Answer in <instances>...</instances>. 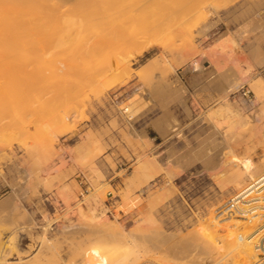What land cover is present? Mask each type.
<instances>
[{
    "label": "rangeland",
    "instance_id": "obj_1",
    "mask_svg": "<svg viewBox=\"0 0 264 264\" xmlns=\"http://www.w3.org/2000/svg\"><path fill=\"white\" fill-rule=\"evenodd\" d=\"M108 1H22L41 4L44 19L21 6L4 14L8 32H26L4 29L0 48L36 52L59 70L30 109L0 106V264H112L125 241L147 264H160L159 253L185 264L160 251L161 237H187L264 172V0ZM56 35L67 36L62 51L51 46ZM231 80L239 86L226 91ZM260 221L238 223L250 234ZM100 222L108 228L97 231Z\"/></svg>",
    "mask_w": 264,
    "mask_h": 264
},
{
    "label": "bare ground",
    "instance_id": "obj_2",
    "mask_svg": "<svg viewBox=\"0 0 264 264\" xmlns=\"http://www.w3.org/2000/svg\"><path fill=\"white\" fill-rule=\"evenodd\" d=\"M5 0H3L2 2H4ZM20 0H14V1H12V0H7V2L5 1L4 3H0L1 5H2V7L0 8V29L3 31H1L0 30V34H3V33H14V30H16L15 32H17V35L19 36L20 34H21V32H26V31H21L20 32V30L21 29H23V27L21 28H14V27H11V26H8L7 28L9 29V32L4 28L6 25H7V19L8 18H10L11 16H7L8 18L6 19V21H5V16L6 15H4L5 14V12H6V10L8 9V8H13V9H15V8H18V9H20L21 10V7H22V10L21 11H25V10H28L29 9V11H26V13L23 11V13H25L26 15L27 14H30V17L32 16L31 14H34V15H37L36 17H37V20H39V18H38V15H39V17H44V16H40L41 15V13H40V10L38 9V7L41 5H39V3H37V5H36V7L34 6V7H32L33 5H29V6H26L25 8H28V9H24V5L26 4H24V2L26 1V2H28L29 3V1H31L32 2V0H21L20 2H22V1H24V2H22V3H20L19 2ZM42 1H44V0H42ZM64 1V0H63ZM95 1H97V0H95ZM99 1V0H98ZM114 5L115 4H118V5H116V6H118V9H119V6H121V5H123L124 6V3H126V0H125V2H122V1H124V0H120V4L118 3L119 1L118 0H110ZM110 1H108L109 2V4H110ZM114 1V2H113ZM118 1V2H117ZM129 2H127V3H129L130 4V2H131V0H128ZM132 1H135V0H132ZM142 1H148V0H139L138 2H142ZM65 2H68V1H65ZM64 2V3H65ZM72 2H74V1H72ZM93 2H94V0H93ZM92 2V3H93ZM101 2H103V1H101ZM115 2H117V3H115ZM55 3H56V1H55ZM63 3V4H64ZM68 3H70V2H68ZM122 3V4H121ZM134 3V2H133ZM19 4H22V5H19ZM33 4H35V3H33ZM67 3H65V5H66ZM97 4L99 5L98 7H100L101 6V3L99 4V2H97ZM106 4V8L107 7H110V10H109V8L108 9H106L107 10V13H108V11L109 12H111L112 13V11H113V13H114V11L115 10H112V8L113 9H115L112 5L111 6H107L108 5V3H106V2H104V5ZM144 4H145V2H143V4H140V5H138V4H136V6L138 5V9L137 10H139L142 6H144ZM43 6H44V4H42ZM53 5V4H52ZM21 6V7H20ZM32 7V8H29V7ZM43 6H41V8H42V11L44 12V8H43ZM102 6H103V3H102ZM93 7V6H92ZM103 7H105V6H103ZM135 7V6H134ZM36 8V9H35ZM40 8V7H39ZM46 8V7H45ZM94 8V7H93ZM101 8V7H100ZM18 9H16V10H18ZM32 9V10H31ZM35 9V10H34ZM44 9V10H43ZM59 9V8H58ZM68 9V8H67ZM73 9V8H72ZM96 9V8H95ZM20 10H18V11H20ZM34 10V11H33ZM39 10V11H38ZM47 10H49V9H47ZM53 10V9H52ZM99 10V9H98ZM134 10V9H133ZM136 10V11H137ZM17 11V12H18ZM20 11V12H21ZM37 13H39V14H37ZM62 11V10H61ZM60 11V12H61ZM101 11L102 10H100L99 12H97L98 14L100 13L101 14ZM63 13H65L66 14V10H65V12L64 11H62ZM76 12V11H75ZM91 12V11H90ZM116 12V11H115ZM118 12V11H117ZM134 12V11H133ZM132 12V13H133ZM9 13V12H8ZM45 13V12H44ZM79 13V12H78ZM110 13V14H111ZM112 13V17H113V15H114V17H115V19H116V16H117V20L119 21V14H117L116 13V16H115V13L113 14ZM119 13V12H118ZM168 13L169 12H167L166 14H164V15H162L161 17L159 16H157V17H155L154 18V21H159L160 19H163L164 17H167V15H168ZM47 13H45L44 15H46ZM50 14V13H49ZM96 14V13H95ZM23 15V14H22ZM22 15H20V16H22ZM48 15V14H47ZM71 15H73V14H71ZM70 15V16H71ZM74 15H77V14H74ZM106 15V14H105ZM132 15V14H131ZM17 16V15H16ZM25 16V15H24ZM24 16L22 17V18H24ZM29 16V15H28ZM60 16H62V14L60 15ZM80 16H82L81 14H80ZM97 16V15H96ZM102 16V15H101ZM123 16V15H122ZM13 17H15V16H13ZM26 17V16H25ZM33 17V16H32ZM46 17V16H45ZM77 17H79V16H77ZM87 18L88 19H90L89 17H86V18H84V19H86L87 20ZM101 19H102V17H100ZM44 19V18H43ZM45 19H47V18H45ZM71 20H72V18H70ZM83 19V18H82ZM108 19H110V20H113L112 18H108ZM74 20V19H73ZM85 20V21H86ZM92 20H93V18H92ZM122 20V19H121ZM9 21V20H8ZM44 21V20H43ZM94 21H96V19L94 20ZM94 21H93V23H94ZM100 21V20H99ZM83 22V21H82ZM97 22H98V20H97ZM113 22V21H112ZM21 23H23V21L21 22ZM67 23H69V22H67ZM77 23H79L80 24V22H77ZM84 23V22H83ZM87 23V22H86ZM89 24H91L90 22H88ZM87 23V24H88ZM98 23H100V22H98ZM116 23V22H115ZM8 24H10V23H8ZM63 24H64V22H63ZM77 25V26H80V27H82L83 26V24H80V25ZM103 24V23H102ZM119 24V23H118ZM121 24H125V22L122 20L121 21ZM35 25V24H34ZM42 25V24H41ZM41 25H39L40 27L38 28L39 29V32L41 31V32H44L45 33V29H47V28H43L44 30H40L41 29ZM67 25V24H66ZM69 25V24H68ZM67 25V26H68ZM95 25V24H94ZM98 25V24H97ZM21 26V25H20ZM31 26V25H30ZM48 26H51L50 28H52L53 26L52 25H48ZM60 26V25H59ZM115 26L116 27H118L117 26V24H115ZM124 27H125V25H123ZM123 26H119L118 28H116L118 31H119V28L121 27V29H122V27ZM28 27V26H27ZM45 27V26H44ZM55 27H56V25H55ZM112 27V26H111ZM49 28V29H50ZM112 28H114V27H112ZM6 30V32H5V30ZM25 29V28H24ZM29 29V28H28ZM31 29V28H30ZM29 29V31H30V34H31V30ZM48 29V31H50ZM53 29V28H52ZM115 29V31L117 32V30ZM124 29H126V28H123L122 30H124ZM18 30H19V32L20 33H18ZM78 30H80V29H78ZM127 30H130L129 29V27H128V29H126V33H127ZM63 31V30H62ZM112 31V30H111ZM28 32V31H27ZM37 32H38V30H37ZM129 32H131V31H129ZM129 32H128V34H129ZM110 33V32H109ZM16 34V33H15ZM33 34V33H32ZM114 34V33H113ZM118 34V33H117ZM4 35V37H5V35L6 34H3ZM25 35H26V33H25ZM63 35V34H62ZM66 35V34H65ZM78 34H76V36H77ZM109 35H111V34H109ZM119 36V38L120 37H123V36H126V35H123L122 36V33H120V31H119V34H118ZM121 35V36H120ZM133 35V33L132 34H130V37ZM14 36V35H13ZM17 36V37H18ZM107 36H108V34H107ZM106 36V38H107V40L109 39V37L110 36H108L107 37ZM134 36V35H133ZM16 37V39L18 40L19 39V37L17 38ZM20 37H21V35H20ZM22 37L23 38H21V39H24L25 40V38L26 37H28V36H26L25 38H24V36L22 35ZM33 37V36H32ZM65 37H67V36H65ZM65 37H62V38H58V36L56 35V38H58V40L56 39L53 43H52V47L54 48V47H57V48H55V50L56 49H59V48H61V47H63L64 46V48H65V45L67 44V39L65 38ZM115 37H117V36H115ZM129 37V36H128ZM127 37V38H128ZM12 37H10V39H11ZM126 38V37H125ZM126 38V39H127ZM2 39H5V38H2ZM13 39V38H12ZM20 39V40H21ZM27 39V38H26ZM30 39V38H29ZM69 39V38H68ZM112 39V38H111ZM122 39V38H121ZM120 39V40H121ZM124 39V38H123ZM122 39V40H123ZM128 39H131V38H128ZM127 39V40H128ZM71 40V39H70ZM73 40V39H72ZM115 40V39H114ZM121 40V41H122ZM127 40H125V43H126V41ZM5 41V40H4ZM9 41V40H8ZM11 41V40H10ZM22 41V40H21ZM20 41V42H21ZM30 41V43H31V40H29ZM11 42H13V41H11ZM10 42V43H11ZM26 42V41H25ZM73 42H74V40H73ZM72 42V43H73ZM128 42V41H127ZM7 43V42H6ZM9 43V42H8ZM9 43V44H10ZM27 43H29V42H27ZM45 43V42H44ZM156 43V42H155ZM14 44H16V42L14 41ZM19 44V43H18ZM23 44V43H22ZM32 44H33V42H32ZM36 44V43H35ZM43 44V43H42ZM6 46H3V47H1L0 48V55H1V53H2V55L4 54L5 55V57H10V59L11 60H7V62H3L1 59H0V82H4L5 84L3 85V86H0V106H2V104L4 105V103L6 104L7 103V105L8 104H10V106H12V105H15V107H17V108H21V109H23V110H27V109H30V106H28L27 105V103H29V100H31L32 98H34V96H37L39 93H40V91L43 89V87L42 86H44L43 84V79H46V78H48V79H50L51 80V78L53 79H55V77H56V75H57V70H59L58 68H59V66H58V64L56 63V61L54 62L53 61V59H50V62L49 63H47V60H49V57H48V59L46 60V62H45V58L43 57V60H41V54L40 55H35L34 56V54H36V52L34 53L33 52V54L31 53V57L32 58H30V56H29V54L28 53H24V55H17V54H15L14 53V50H13V48H15L13 45H12V43H11V45H12V51H13V53L11 52V46L10 45H7V44H5ZM24 45V44H23ZM90 45H92V44H90ZM100 45H103V44H100ZM152 45V44H151ZM43 46V45H42ZM147 46V45H146ZM40 47V46H39ZM45 47V46H44ZM91 47V46H90ZM146 48V47H145ZM16 49V48H15ZM3 52H2V51ZM35 50V49H34ZM41 50V49H40ZM42 50H43V48H42ZM54 50V49H53ZM54 50V51H55ZM94 50V49H93ZM142 50V49H141ZM44 51V50H43ZM59 51H62V50H60L59 49ZM139 51V50H138ZM93 52V51H92ZM137 52V51H136ZM17 53V52H16ZM23 53V52H22ZM58 53V51L56 52V54ZM140 53V52H139ZM142 53V52H141ZM39 54V53H38ZM1 55V56H2ZM27 55V56H26ZM34 57H33V56ZM88 55V54H87ZM116 55V54H115ZM119 55V54H118ZM40 57V58H39ZM86 57H89V56H86ZM116 57V56H115ZM51 58V57H50ZM56 58V57H55ZM118 58V57H117ZM62 59V58H61ZM9 61V62H8ZM41 61H44V62H41ZM52 61V62H51ZM71 61H73V59L71 60ZM122 61V60H121ZM121 61H119V63L121 62ZM102 62V61H101ZM118 62V61H117ZM32 63H34L33 65H35L34 66V68H36V69H38V67H41V69L44 67V64H46L45 66L46 67H44L43 69H45L46 71H39V70H41V69H39V70H35V69H29V66H30V64H32ZM68 63V62H67ZM73 63V62H72ZM118 63V64H119ZM41 64H43V67H42V65ZM68 64H70V63H68ZM151 64V63H150ZM37 65H38V67H37ZM71 65V64H70ZM73 65V64H72ZM32 66V65H31ZM68 66V65H67ZM121 66V65H120ZM128 66V65H127ZM48 67V68H47ZM47 68V69H46ZM149 69V68H148ZM151 69V68H150ZM35 70V72L37 71H39L40 73H39V76H38V74L37 73H33V71ZM130 71V67L128 66V67H126V68H124L123 66L122 67H117V68H114V71H113V73H114V75H116V74H120V72H123V71ZM149 71V70H148ZM147 71V72H148ZM154 71V70H153ZM146 72V71H145ZM150 72H151V70H150ZM152 73V72H151ZM56 74V75H55ZM55 76V77H54ZM120 76V75H119ZM47 79V80H48ZM43 80V81H42ZM237 81V80H236ZM235 80L233 81V80H231L230 82H229V84L227 85V87H226V91H231L232 89H236L238 86H239V83H237ZM47 81H45V83H46ZM49 82V81H48ZM47 82V83H48ZM51 85V84H50ZM52 86V85H51ZM50 86V87H51ZM49 87V89H51ZM48 89V90H49ZM43 92H45L44 90H43ZM41 94V93H40ZM161 95H163V94H161ZM131 103V102H130ZM7 105H5V107L7 106ZM9 105H8V107H10ZM71 106H74V104H72ZM8 107H6L5 109H7ZM126 107V106H125ZM126 109V108H125ZM128 110V109H127ZM127 110H125V111H127ZM252 113H254V112H252ZM251 113V114H252ZM0 114H1V112H0ZM257 115V114H256ZM255 115V117H256V120L258 119V117ZM252 116V115H251ZM254 119H255V117L254 116H252ZM161 119H159L157 122H156V127L158 128V130L161 132V133H166L167 132V126H166V124H167V122H166V120L165 119H163L162 117H160ZM255 121V120H254ZM253 121V122H254ZM155 122V121H154ZM263 122V121H262ZM258 125V124H257ZM262 128V127H261ZM246 129V128H245ZM173 131L174 132H177L178 131V128H174L173 129ZM260 132V131H259ZM239 133H241V132H239ZM238 135V134H237ZM262 138H263V141H264V131H263V133H262ZM262 145V144H261ZM1 152V151H0ZM202 155V154H201ZM205 157V156H204ZM210 159V158H209ZM215 159H217V158H215ZM215 159H213V158H211L210 160H209V162L208 163H206L207 164V166L208 165H210L209 163H212V164H214L215 163ZM251 159V158H250ZM242 161V160H241ZM244 161V160H243ZM220 164V163H219ZM205 165V164H204ZM262 165V164H261ZM240 174H242V173H240ZM253 174V173H252ZM252 174H250V176H252ZM243 176H244V174H243ZM242 176V177H243ZM237 177H239V174L237 175ZM240 178V177H239ZM238 178V179H239ZM252 179H255V177H253ZM240 181H242V179L240 178L239 179ZM242 182H240L239 184H241ZM241 187H243V186H241ZM233 203V201L231 202V203H229V205L227 206V207H222L218 212H216V213H211L208 217H207V219H205V220H203V221H200L198 224H197V226H194V227H192L191 229H190V231H189V235L187 236V237H177L178 238V240L176 241V239H174V244H172V245H165L166 243H165V239H163V238H165L164 236L163 237H161V240H160V244H161V252H164V253H170V252H174L175 253V255L177 256V258H179V259H181V260H183V262H185V264H252L253 262H255L256 261V258H257V250L255 249V246L253 245V243L251 242L252 240H250L249 238L251 237V236H254L255 235V233H256V231H251V233L249 234L248 232H247V230L249 229V228H247V230L245 229H242L241 227H240V225L241 224H239L238 223V221H242V222H244L245 224H246V226H248V227H250L251 228V230L253 229V227H255V225L257 224L256 222H257V220H260L261 219V216H259L258 215V211L257 212H255V214H257V216H255V217H250L249 215H246V218L245 217H242V218H234L233 216L235 215V216H238V215H236L233 211H231L232 210V208H230V204H232ZM225 206V205H224ZM229 208V209H228ZM233 212V213H232ZM254 214V213H253ZM224 215H227L228 216V218H225V221H226V223H225V221H220V222H218V221H216L219 217H221V216H224ZM248 216V217H247ZM234 218V219H233ZM232 220H237L235 223H233L234 221H232ZM262 220V219H261ZM228 221V222H227ZM259 222V221H258ZM261 222V221H260ZM256 223V224H255ZM239 224V225H238ZM245 224H243V225H245ZM108 228V224L106 223V222H100L98 225H97V227H96V230L97 231H103V230H106ZM249 231V230H248ZM250 232V231H249ZM173 236V235H172ZM167 238V237H166ZM171 239V238H170ZM170 239L168 240V242L170 241ZM176 241V242H175ZM171 242V241H170ZM122 245H123V247H124V249H122L123 250V253L121 252V253H119L118 254V256H117V259L116 260H114V263H112V264H145L147 261H149V257L148 256H146V253L143 251V250H141L140 248H135L134 246H132V244L131 243H129V242H122L121 243ZM120 244V245H121ZM170 244V243H169ZM119 245V246H120ZM121 247V246H120ZM122 247V248H123ZM119 251V250H118ZM162 253H159V255H157V256H154L153 258H155V261L157 262V263H160V264H175L176 262H177V260H176V258H172V256H171V258H169L168 260L170 261V260H175L173 263H171V262H169L167 259H165L162 255H161ZM168 256H169V254H168ZM165 257H167V255L165 256ZM173 257H174V255H173ZM2 258V257H1ZM151 261V260H150ZM178 263H181L182 264V261H178L177 262V264ZM147 264V263H146Z\"/></svg>",
    "mask_w": 264,
    "mask_h": 264
},
{
    "label": "built area",
    "instance_id": "obj_3",
    "mask_svg": "<svg viewBox=\"0 0 264 264\" xmlns=\"http://www.w3.org/2000/svg\"><path fill=\"white\" fill-rule=\"evenodd\" d=\"M232 201L233 203L230 204L231 211L238 215H234V218H246V215L255 217L257 216L255 212H259L258 215L262 219L261 223L255 235L249 239L252 240L251 242L257 250L256 261L252 264H264V172L244 185L241 190H237L226 201V204ZM224 216L228 218L227 215Z\"/></svg>",
    "mask_w": 264,
    "mask_h": 264
}]
</instances>
